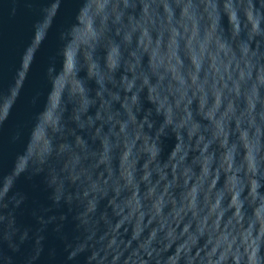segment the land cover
Returning a JSON list of instances; mask_svg holds the SVG:
<instances>
[{
    "label": "water",
    "instance_id": "95a60500",
    "mask_svg": "<svg viewBox=\"0 0 264 264\" xmlns=\"http://www.w3.org/2000/svg\"><path fill=\"white\" fill-rule=\"evenodd\" d=\"M0 264H264V0H0Z\"/></svg>",
    "mask_w": 264,
    "mask_h": 264
}]
</instances>
